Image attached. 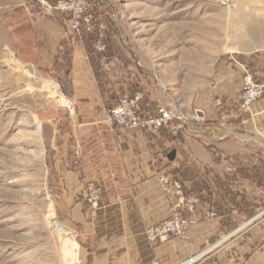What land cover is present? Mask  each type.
Here are the masks:
<instances>
[{
    "label": "crops",
    "instance_id": "1",
    "mask_svg": "<svg viewBox=\"0 0 264 264\" xmlns=\"http://www.w3.org/2000/svg\"><path fill=\"white\" fill-rule=\"evenodd\" d=\"M86 1L92 26L77 33L66 15L38 14L27 0L18 2L25 50L18 58L56 79L64 103L74 104L71 112L49 102L38 116L49 131L75 264H264V95L248 124H241L249 116L240 110L244 81L264 82V49L226 54L205 84L182 90L124 46L111 20L117 0ZM98 42L106 49H95ZM135 95L144 116L172 105L185 119L181 129L152 136L108 126L105 114ZM159 176L198 199L186 239L151 244L144 235L169 215ZM88 183L101 190L93 209L82 198Z\"/></svg>",
    "mask_w": 264,
    "mask_h": 264
},
{
    "label": "rangeland",
    "instance_id": "2",
    "mask_svg": "<svg viewBox=\"0 0 264 264\" xmlns=\"http://www.w3.org/2000/svg\"><path fill=\"white\" fill-rule=\"evenodd\" d=\"M18 2L0 0V264H75L38 116L66 103L56 79L18 58ZM114 13L124 46L182 90L205 84L226 54L264 49V0H117Z\"/></svg>",
    "mask_w": 264,
    "mask_h": 264
},
{
    "label": "built area",
    "instance_id": "3",
    "mask_svg": "<svg viewBox=\"0 0 264 264\" xmlns=\"http://www.w3.org/2000/svg\"><path fill=\"white\" fill-rule=\"evenodd\" d=\"M38 3L40 13L44 15L58 13L68 16L69 28L73 33L79 32L80 29L89 30L92 26L93 17L88 12L89 6L86 0H57L53 4L45 0H38ZM122 18V14L111 13V20L114 24H118ZM95 49L105 50L106 44L98 42ZM263 95L264 82L255 83L248 78L244 81L240 110L247 114L249 119L241 121L242 125L251 121V108ZM139 99L140 96L135 95L119 100L105 114V123L112 128L144 131L152 136H158L163 128H170L173 133H177L181 129L182 124L180 123L185 119L175 111L172 105L166 104L160 107L155 115L144 116L138 111ZM65 107L68 111L73 112L74 110L72 102H67ZM190 118L195 120L196 113L191 114ZM174 122H178V124ZM158 183L160 190L170 196L169 215L156 225L146 227L144 235L151 244L174 238L186 239V231L196 223L193 215L198 199L195 196L186 195L180 183L170 181L166 176H159ZM82 198L84 204L89 208H95L101 200L100 187L94 183H88Z\"/></svg>",
    "mask_w": 264,
    "mask_h": 264
},
{
    "label": "bare ground",
    "instance_id": "4",
    "mask_svg": "<svg viewBox=\"0 0 264 264\" xmlns=\"http://www.w3.org/2000/svg\"><path fill=\"white\" fill-rule=\"evenodd\" d=\"M52 94L55 95V93L53 91H52ZM70 243H72V242L69 240V245H70ZM71 250L69 249V254L68 255H70V257H71V252H72V260L75 261L76 260V255H77V245H76V243L74 241L72 243V249Z\"/></svg>",
    "mask_w": 264,
    "mask_h": 264
}]
</instances>
